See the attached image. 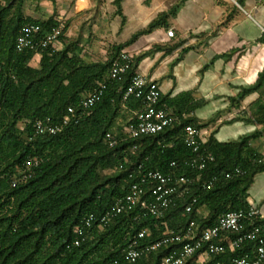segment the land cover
Here are the masks:
<instances>
[{"label":"trees","instance_id":"trees-1","mask_svg":"<svg viewBox=\"0 0 264 264\" xmlns=\"http://www.w3.org/2000/svg\"><path fill=\"white\" fill-rule=\"evenodd\" d=\"M123 1L112 2L114 15L122 21ZM27 2L0 0V264H160L179 246L150 252L134 263L124 260V250L143 230L148 235L140 243L152 244L170 231L182 233L192 221L200 232L215 226L221 214L248 208L247 192L255 176L264 172V154L250 144L264 135V71L254 86L243 89L234 100L239 102L253 92L259 95L250 107V120L260 130L226 143L210 136L201 153L210 154L213 160L202 171L193 172L186 166L194 154L183 143V131L188 125L203 128L215 118L201 125L189 117L198 107L189 94L160 97L158 106H165L175 119L170 127L155 135L129 139L123 130L127 119L115 132V146L109 148L105 135L114 132L122 108H142L139 101L122 100L129 76L135 73L134 62L123 81L107 78L112 60L127 52L129 42L111 45L103 61L87 63L79 56V41H65L68 22L58 20L55 12L45 19H33L26 14ZM162 16L136 33L132 41L153 29ZM25 25L38 26L41 34L61 25L62 48L16 52V39ZM34 60L37 67L31 65ZM102 81L108 87L94 107L77 113L76 120L55 136L34 135L36 123L60 121L68 107L77 106ZM34 158H41L42 163L33 169L30 179L12 188L23 163ZM171 163L175 167H170ZM146 171L174 172L194 179V184L161 218L142 217L135 209L101 224L99 220L114 200L125 195ZM209 182L210 189L202 187ZM193 199V211L186 214L185 207ZM200 210L203 215L197 213ZM89 215L94 221L76 247L74 230ZM256 224L264 237L260 218ZM233 255L226 253L212 260L226 262Z\"/></svg>","mask_w":264,"mask_h":264},{"label":"crops","instance_id":"crops-1","mask_svg":"<svg viewBox=\"0 0 264 264\" xmlns=\"http://www.w3.org/2000/svg\"><path fill=\"white\" fill-rule=\"evenodd\" d=\"M60 1L64 0H56L55 5L50 3L58 6V11L55 8L51 15L55 12L58 20L70 22L69 18L63 19L66 12L61 10ZM65 2L72 4L70 16L80 15L88 8L86 0ZM35 13H28L26 8V14L33 19L50 16ZM138 14L145 26L138 32L145 31L159 15L163 16L153 29L134 41L132 37L138 32L124 41L107 39L98 41L99 46L92 43L88 49V44L85 47L76 38L73 41H79L81 59L87 63L100 62L94 58V48L107 51L111 45L129 42L126 50L135 72L155 82L161 97L173 99L189 94L192 103L198 104L189 117L201 125L215 118L200 128L206 140L213 136L220 143L232 142L260 130L250 120V107L259 95L253 92L239 102L234 100L243 89L254 86L264 71V0H145ZM169 29L174 31L173 39L166 36ZM71 33L68 25L66 42H71ZM59 45L61 49L62 43ZM123 109L131 118L132 113ZM250 144L264 154V135ZM247 203L259 211L264 224V172L255 176L247 192Z\"/></svg>","mask_w":264,"mask_h":264},{"label":"built area","instance_id":"built-area-1","mask_svg":"<svg viewBox=\"0 0 264 264\" xmlns=\"http://www.w3.org/2000/svg\"><path fill=\"white\" fill-rule=\"evenodd\" d=\"M63 27L58 25L50 31L41 34L36 25H25L16 39L15 50L18 53L31 51L39 53L48 48L56 49ZM169 39L175 37L174 31L166 32ZM133 65L132 57L128 52H120L112 60L107 78L110 81L121 82L131 72ZM108 84L105 81L98 82L89 93L84 95L77 106L68 107L64 117L53 122L50 119L36 123L33 127L35 136H55L76 120V115L94 107L103 97ZM161 93L155 82L148 81L144 76L135 72L129 76V82L123 92V102L130 99L139 101L142 108L132 113L128 125L123 129L125 137L137 139L143 136L155 135L170 127L175 120L165 106H158ZM125 108V107H123ZM118 134L108 132L105 141L109 148L116 144ZM207 142L201 129L186 126L183 131V143L191 150L194 157L186 162V166L193 172L205 169L206 163L213 160L210 154L203 155L202 147ZM42 163L41 158H34L23 163L16 177L11 182V187H16L20 182L28 180L32 176L33 169ZM170 167H175L171 163ZM239 173L238 170L235 171ZM229 178V175L225 176ZM194 184V179L174 172L161 173L159 171H146L138 181L132 183L128 192L122 197L115 199L110 211L99 222L107 224L110 219L122 214L131 213L139 209L142 217L161 218L175 205L176 200L188 193L189 187ZM212 182L203 184V188L210 189ZM196 200L185 207V213L193 211ZM203 215V211L197 212ZM94 216L89 215L82 221V225L76 227L77 235L73 241L74 246H79L84 239L85 230L89 229L94 221ZM260 218L259 211L249 205L247 209L221 214L215 226L198 232L196 224L192 221L182 233L168 232L158 241L152 244H141L148 232L143 230L131 240L124 250V260L134 263L150 252L162 248H173L163 257L160 264H264V237L261 236V227L256 224ZM232 253L226 262L212 260L213 257Z\"/></svg>","mask_w":264,"mask_h":264},{"label":"rangeland","instance_id":"rangeland-1","mask_svg":"<svg viewBox=\"0 0 264 264\" xmlns=\"http://www.w3.org/2000/svg\"><path fill=\"white\" fill-rule=\"evenodd\" d=\"M142 1L145 0L125 1L123 6V21L121 17L114 15L112 0H86V3L88 2V8L77 16H70V14L68 15L70 12L69 6L72 5L71 3L68 4V2H65L64 0L59 2V6L62 8L61 10L66 12V15L63 19H65V17L66 19H70V22H68L70 29L72 30L70 41L80 38L83 41L82 43L85 45V47L88 44L89 49L91 48L92 43H95L97 46H99L98 41H106L107 39H114L117 42H119V40L124 41L145 27L143 21L141 20L142 17H140L138 14V9ZM26 8L28 13L37 12L35 14H38L41 17H47L51 15V12H53L55 8V11H58V6L54 7L50 3L38 0H28ZM86 39L87 43H85ZM56 49H60L59 44L56 45ZM94 49V53L96 55L94 58L96 60L98 59L103 61L105 59L106 51L98 48ZM31 65L33 67H37V61H32ZM127 119L128 116L126 115V111L123 110L115 122L114 132H118L117 128H123Z\"/></svg>","mask_w":264,"mask_h":264}]
</instances>
